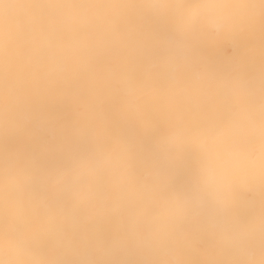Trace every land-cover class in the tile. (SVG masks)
Listing matches in <instances>:
<instances>
[{
	"label": "snow or ice",
	"instance_id": "obj_1",
	"mask_svg": "<svg viewBox=\"0 0 264 264\" xmlns=\"http://www.w3.org/2000/svg\"><path fill=\"white\" fill-rule=\"evenodd\" d=\"M2 264H264V0H0Z\"/></svg>",
	"mask_w": 264,
	"mask_h": 264
},
{
	"label": "clouds",
	"instance_id": "obj_2",
	"mask_svg": "<svg viewBox=\"0 0 264 264\" xmlns=\"http://www.w3.org/2000/svg\"><path fill=\"white\" fill-rule=\"evenodd\" d=\"M0 181H2V176H0ZM3 258H4L3 249L0 248V264H2Z\"/></svg>",
	"mask_w": 264,
	"mask_h": 264
}]
</instances>
